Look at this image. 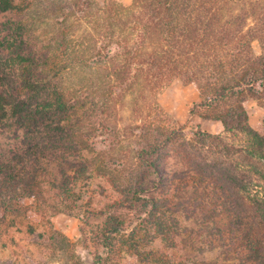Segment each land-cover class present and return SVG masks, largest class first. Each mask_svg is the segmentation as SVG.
I'll return each instance as SVG.
<instances>
[{"label":"trees","instance_id":"obj_1","mask_svg":"<svg viewBox=\"0 0 264 264\" xmlns=\"http://www.w3.org/2000/svg\"><path fill=\"white\" fill-rule=\"evenodd\" d=\"M32 5L0 0V243L10 249L0 264H79L76 243L53 226L58 214L80 219L82 238L103 249L95 264L119 254L212 264V252L264 264V125L250 126L246 105L264 98V0H64L44 42L1 21ZM77 69L81 80L67 83ZM177 79L199 91L191 115L233 139L189 135L144 102L139 125L110 124L126 94ZM17 226L29 249L13 240Z\"/></svg>","mask_w":264,"mask_h":264},{"label":"rangeland","instance_id":"obj_2","mask_svg":"<svg viewBox=\"0 0 264 264\" xmlns=\"http://www.w3.org/2000/svg\"><path fill=\"white\" fill-rule=\"evenodd\" d=\"M20 2H32V8L24 12L14 11L13 13H8L5 15L3 20H18L26 25L30 26L27 28L29 32H35L37 36L44 37L45 41L52 37V32L54 28H57L56 20L49 13L53 6L58 4L59 2H64V0H17ZM34 1V2H33ZM68 1V0H66ZM82 2L83 0H78ZM97 4L100 6L105 5L104 0H95ZM116 1L118 4L124 6L125 8H129L132 5V2L128 4ZM40 3V4H39ZM94 12L97 13V8H93ZM78 14V13H77ZM26 30V31H27ZM76 35V39H78V35ZM48 37V38H47ZM44 42V40H43ZM51 48H55L53 43L46 42ZM46 50V49H45ZM255 53L260 56L263 54L261 45L256 42L254 44ZM95 71V70H93ZM85 72H81V70H73L70 71L65 77L66 82L69 84L77 83L78 79L81 80V77ZM102 73V72H101ZM66 74V73H65ZM94 73L91 74V76ZM105 74V71H104ZM90 77L86 80V83L89 82ZM104 80V79H103ZM107 81V80H105ZM109 82V81H107ZM200 101V94L195 85L186 84L181 80H173L171 83L167 85H162L161 88H157L155 90H142L139 89L134 90L131 93L126 94L121 102L120 106L114 110V117L111 118L110 124L113 125L117 130H122L128 128L127 126L139 125L141 122V117H137L135 119L133 110L136 104L139 103H148L152 109H156L158 112H163L167 115L171 120H173L176 124L180 126H184L187 134H192L197 129H201L203 132L213 135H220L226 139H233V135L227 131H225L223 125L220 122H216L213 120H205L198 116H192L190 111L194 104ZM247 110L249 113V124L254 130H259L264 125V98L263 99H249L247 101ZM143 115V114H142ZM131 145H127L129 148L136 149L135 139H130ZM170 166H174V163H169ZM167 164V167L169 166ZM180 166V164L178 165ZM108 194V192H107ZM88 197H86L83 201L86 202ZM108 200V199H107ZM104 200L103 202H106ZM23 203L26 205L30 204L29 200H23ZM84 202H80L79 205L84 204ZM53 226L61 231L66 237L71 239L72 242L76 243L77 254L79 255V264H95L98 260V257L103 254V249L100 247H93L89 241V239L82 238L81 231L83 229V225L80 219H76L74 217H70L65 214H58L52 219ZM96 224H93L95 227ZM18 226L11 229V234L16 238V242L19 243L18 246L27 245L29 249V245L27 241L22 237L25 233L20 232L18 234L17 231ZM10 243H8V248H10ZM2 245L0 243V259L2 261H6L7 256L9 254L10 249H2ZM157 247H159L157 245ZM121 247H117L119 250ZM114 251V253H119L118 250ZM4 250V251H2ZM22 255V250H18ZM220 255L212 254L207 256V262L212 264H226L221 261ZM127 259V260H126ZM117 264H135L134 260L128 259L127 256H123L122 254L118 255L116 258ZM121 260V261H120ZM27 259L21 258V262H26ZM3 263V262H2ZM21 263V264H23Z\"/></svg>","mask_w":264,"mask_h":264},{"label":"crops","instance_id":"obj_3","mask_svg":"<svg viewBox=\"0 0 264 264\" xmlns=\"http://www.w3.org/2000/svg\"><path fill=\"white\" fill-rule=\"evenodd\" d=\"M104 1H106V0H104ZM118 1L126 3V4H128L129 2H132V0H118Z\"/></svg>","mask_w":264,"mask_h":264}]
</instances>
